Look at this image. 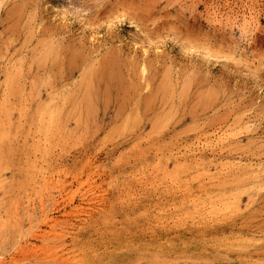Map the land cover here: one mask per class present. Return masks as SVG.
I'll use <instances>...</instances> for the list:
<instances>
[{
    "label": "rangeland",
    "instance_id": "374dc122",
    "mask_svg": "<svg viewBox=\"0 0 264 264\" xmlns=\"http://www.w3.org/2000/svg\"><path fill=\"white\" fill-rule=\"evenodd\" d=\"M0 219L1 264H264V0H0Z\"/></svg>",
    "mask_w": 264,
    "mask_h": 264
},
{
    "label": "bare ground",
    "instance_id": "6f19581e",
    "mask_svg": "<svg viewBox=\"0 0 264 264\" xmlns=\"http://www.w3.org/2000/svg\"><path fill=\"white\" fill-rule=\"evenodd\" d=\"M214 14V13H213ZM212 14V15H213ZM251 14V13H250ZM214 16H216V15H214ZM219 16V15H218ZM224 16V15H223ZM254 17V16H253ZM232 18V17H231ZM241 18V17H240ZM255 18V17H254ZM216 19V18H215ZM233 19V18H232ZM241 20V19H240ZM243 20H246V19H243ZM254 20V19H253ZM221 21V20H220ZM249 21V20H248ZM256 21V20H255ZM219 22V21H218ZM225 22V21H224ZM226 22H227V20H226ZM229 22H230V20H229ZM231 23H232V21H231ZM242 24H245V23H242ZM253 24V23H252ZM231 25V24H230ZM241 25V24H240ZM255 25V24H254ZM253 25V26H254ZM252 26V25H251ZM255 27V26H254ZM240 28V27H239ZM244 27H242V29H243ZM245 30V29H244ZM251 30V29H250ZM241 34V33H240ZM243 34V33H242ZM224 138V137H223ZM215 139V138H214ZM207 140V139H206ZM208 141V140H207ZM204 143V142H203ZM220 143H222V142H220ZM207 144H209V143H207ZM216 144H218V142L216 143ZM202 145V144H201ZM204 148V147H203ZM222 148V147H221ZM198 150V149H197ZM188 153V152H187ZM172 161V160H171ZM182 163V162H181ZM174 164V163H173ZM180 164V163H179ZM221 165H223V164H221ZM163 166V165H162ZM193 168V167H192ZM220 170V169H219ZM225 170V169H224ZM38 172V171H37ZM194 172V171H193ZM45 175H47V174H45ZM44 176V175H43ZM45 177V176H44ZM49 177H47V179H48ZM192 178V177H191ZM208 178V177H207ZM46 179V178H45ZM45 179H43V182L45 181ZM50 179V178H49ZM186 179V178H185ZM196 179V178H195ZM221 179V178H220ZM210 180H212V179H210ZM193 181V180H192ZM195 181V180H194ZM209 181V180H208ZM215 181V180H214ZM47 182H48V180H47ZM46 182V183H47ZM206 182V181H205ZM45 183V182H44ZM49 183V182H48ZM47 183V186L49 185ZM43 184V183H42ZM170 185V184H169ZM43 186H45L44 184H43ZM46 186V187H47ZM170 186H172V185H170ZM214 186V185H213ZM41 187V186H40ZM39 187V188H40ZM201 187V186H200ZM42 188V187H41ZM45 188V187H44ZM202 188V187H201ZM210 188V187H209ZM177 190V189H176ZM181 190V189H180ZM205 190V189H204ZM185 191V190H184ZM194 197V196H193ZM213 199H215V198H213ZM230 199V198H229ZM231 200V199H230ZM210 201V200H209ZM208 202V201H207ZM216 203V202H215ZM206 204V203H205ZM215 205V204H214ZM208 206V205H207ZM221 208V207H220ZM201 209V208H200ZM208 209H210V208H208ZM236 209H238V208H236ZM206 210V209H205ZM235 212H236V210H235ZM207 213V212H206ZM182 214V213H181ZM194 214V213H193ZM207 215V214H206ZM182 216H184V215H182ZM222 217V216H221ZM177 218V217H176ZM1 220V219H0ZM177 220H179V219H177ZM215 220V219H214ZM54 254V253H53ZM1 264V263H0Z\"/></svg>",
    "mask_w": 264,
    "mask_h": 264
}]
</instances>
